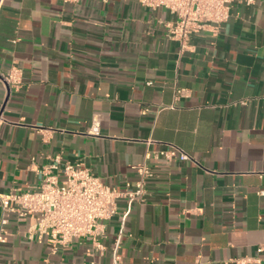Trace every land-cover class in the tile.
Listing matches in <instances>:
<instances>
[{
  "label": "crops",
  "instance_id": "1",
  "mask_svg": "<svg viewBox=\"0 0 264 264\" xmlns=\"http://www.w3.org/2000/svg\"><path fill=\"white\" fill-rule=\"evenodd\" d=\"M172 20L139 0H0V194L38 187L57 156L119 191L152 170L145 199H118L96 240L53 253L28 239L36 216L11 217L2 261L264 264V0L235 3L186 48ZM13 67L17 89L1 79ZM170 145L192 159L156 157Z\"/></svg>",
  "mask_w": 264,
  "mask_h": 264
},
{
  "label": "built area",
  "instance_id": "2",
  "mask_svg": "<svg viewBox=\"0 0 264 264\" xmlns=\"http://www.w3.org/2000/svg\"><path fill=\"white\" fill-rule=\"evenodd\" d=\"M139 1L152 9L165 8L169 11L174 20L167 23V35L179 41L182 48H186L191 36L205 26H219L227 22L235 3L250 5L254 0ZM1 79L10 88L17 89L23 84V74L18 67L2 74ZM88 134H100L99 115L92 117ZM176 156L181 160L192 159L189 153L176 145L156 153V157L168 160ZM149 157L148 152L146 160ZM136 169L139 179L135 188L119 191L102 182L90 169L71 162L62 164L61 157H55L42 170L44 179L38 187H16L0 194V250L6 241V227L11 217L22 222L31 215L36 216L35 223L29 227L28 239L46 243L53 253L70 247L79 238L90 237L96 240L103 237L108 221L118 211V199L125 198L130 203L141 202L147 195V180L152 176V170L147 161ZM97 244L102 248L100 242ZM257 250L262 252L264 247L260 246ZM0 264H11L1 260V252ZM113 264H123L121 257L117 256Z\"/></svg>",
  "mask_w": 264,
  "mask_h": 264
}]
</instances>
